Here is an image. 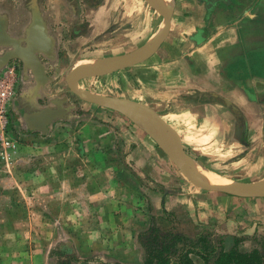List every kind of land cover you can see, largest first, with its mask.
Returning a JSON list of instances; mask_svg holds the SVG:
<instances>
[{
    "label": "crops",
    "instance_id": "crops-1",
    "mask_svg": "<svg viewBox=\"0 0 264 264\" xmlns=\"http://www.w3.org/2000/svg\"><path fill=\"white\" fill-rule=\"evenodd\" d=\"M110 1L0 0V32L25 45L33 23L32 5L37 4L52 40L49 53H37L50 77L43 86L21 60H12L21 67V81L11 102V124L14 118L24 119L44 136L52 134L59 120L65 128L58 129L69 134L64 149L51 143L55 154L48 157L46 172L24 173L17 177V190L0 193L27 196L36 199L35 204L37 198H49L45 207L20 208L49 212L41 225L49 226L51 235L41 239L42 248L23 247L19 258H31L25 264H59L63 258L70 264H144L140 235L155 217L164 219L168 213L214 231L224 240L225 251L239 245L237 238L264 236V196L240 197L193 184L168 155V140L150 117L91 103L77 94L81 105L87 106L75 113L77 105L69 103V96L58 98L47 92L48 82L54 80L48 69L60 57L61 46L78 51L98 45L100 50L101 40L92 38L112 35L117 30L116 26L111 32L113 23L123 26L121 10L117 22H112ZM158 1L172 9L170 29L159 48L145 60L98 76L141 68L154 78L153 90L162 97L131 100L153 108L177 133L193 162L231 182L264 183V0ZM141 2L161 21L144 43L128 53L146 48L165 23L164 15L148 0ZM74 3L85 7L78 11ZM133 24H126L124 30ZM2 49L7 48L0 46V54ZM92 77L96 76L79 79L78 87L112 95L82 85ZM45 109L61 114L47 120ZM44 124L45 130L36 129ZM37 143L22 147L19 142L18 153H24L21 162H29V151L36 152ZM54 147L65 154L57 156ZM33 164L39 166L38 160ZM213 166H232L240 172L229 178ZM70 239L66 249L75 255L67 257L68 251H58V245Z\"/></svg>",
    "mask_w": 264,
    "mask_h": 264
},
{
    "label": "rangeland",
    "instance_id": "rangeland-1",
    "mask_svg": "<svg viewBox=\"0 0 264 264\" xmlns=\"http://www.w3.org/2000/svg\"><path fill=\"white\" fill-rule=\"evenodd\" d=\"M113 2V4H112ZM110 1L109 6H111L110 13H112L113 18L112 22H117L120 15V11L122 12V16L125 17L123 20V26L121 27L120 23H113L112 30L117 26V30H115L112 35H107L105 37L95 36L96 38H92L95 40H101L100 43V50H98L97 46L95 45L87 49V50H72V51H65V46L60 47V57L56 60L55 63L51 64L48 69V74L52 75L54 80L48 82L47 84V92L52 93L54 96L60 98L64 97L65 95L70 97L69 103H75L77 106L74 110L75 113H80V107H86L87 104L81 105L82 100L76 96V94L72 93L71 89L67 84V77L70 73L77 71L83 67H85L84 60L89 58H103V57H112L116 55H120L123 53H128L127 51L130 48L139 46L144 43L148 36L153 33L159 26L160 18L151 13L149 9L142 8V2L139 0L138 2L135 0H112ZM122 3V5L120 4ZM14 3V2H13ZM13 3H9V6H12ZM137 3V4H136ZM136 4V6H135ZM74 6L78 9V11H82L83 6L82 4H75ZM147 15L149 16L147 18ZM84 18V16H81ZM134 19L137 21L134 22ZM134 22V24H133ZM133 24L134 27L130 30H124L126 24ZM108 31V30H107ZM106 31V32H107ZM107 32V34H111ZM64 49V50H62ZM1 51V50H0ZM3 52V49H2ZM19 61V59H15ZM136 68L131 70H125L116 74L112 75H102L89 78L82 82V85L85 87L92 88L95 91L112 94L114 96L119 97H126L130 99H137L141 100V102H146L147 98H161L162 96L158 95V91L153 90L155 85L152 84V76H146V72H143L140 68L139 71L135 70ZM142 71V72H140ZM121 73V74H120ZM137 76V80L135 79ZM147 77V78H146ZM150 84H146L147 82ZM47 100V99H46ZM173 110V107H172ZM177 110V108L175 109ZM14 117V116H13ZM171 118V117H170ZM14 118L12 121L13 123L10 124V128L16 133L17 137H20V141L22 143V147L31 144L33 145L36 141H38L37 146H34L33 149L36 152L29 151V162H21L22 154L24 153H17L14 162L9 166V168H4L0 170V193L2 191H12L18 189V180L17 177H21L24 173L27 174H35L36 172L42 173L47 171L48 166V157L55 151L51 148L52 142H57V146L59 148L64 149L66 144V136L64 135L62 129L65 128L60 123L61 121H57L54 130H52V134L44 135L46 133H42L41 131H33L25 122L24 119H17ZM171 120L175 123V119L171 118ZM75 125V123H73ZM71 127V126H69ZM47 128V126H46ZM46 132V131H45ZM167 152L168 155L172 158V160L177 164L175 155L173 153L172 147L170 142L167 141ZM57 156L64 155L65 152L62 153L61 149H57L54 147ZM23 150V149H22ZM38 156V158H37ZM38 160V165H34L33 162ZM45 160V163H44ZM216 160L213 161V163ZM224 165V164H223ZM215 166V165H214ZM213 166V167H214ZM144 167V166H143ZM216 168V167H214ZM228 168V169H226ZM221 174L225 176H229V178L234 177L237 172H240V169L234 170L232 166H223L221 168H216ZM245 168H243V171ZM235 178V177H234ZM39 183V182H38ZM37 183V184H38ZM33 185V184H32ZM19 198L21 199L19 202ZM38 203L35 204V200L30 197H18L17 194L12 196H2L0 195V264H25L29 263L31 258H19V253L23 249V247L27 248V251L41 247V242L43 238H48L51 235V229L49 226H42L41 224L43 219H47L49 216V212L43 210L41 212H23V209L20 208H28V207H45V205L49 202L47 197L37 198ZM20 203H24V206ZM49 223V222H48ZM46 225V222H45ZM186 231L188 234L192 232L188 231L190 229L189 221L185 224ZM196 231L202 230L196 228ZM219 238H222L219 236ZM243 239L239 242V250L251 252L254 249L261 248V235H254L251 239ZM72 244L71 239L67 243L65 240L61 245H58V251H68L66 248L70 247ZM259 247V248H258ZM67 257L71 255H75L70 250L65 253ZM64 256V255H63ZM194 260L196 259V263L204 264L202 260L197 258L194 254L192 255ZM25 261V262H24ZM70 264V259H60L59 264Z\"/></svg>",
    "mask_w": 264,
    "mask_h": 264
},
{
    "label": "water",
    "instance_id": "water-1",
    "mask_svg": "<svg viewBox=\"0 0 264 264\" xmlns=\"http://www.w3.org/2000/svg\"><path fill=\"white\" fill-rule=\"evenodd\" d=\"M148 1L165 17L164 26L155 37V39L146 48L135 51L133 53L113 57L114 60L110 61L105 67L88 68L86 67V65L85 67L72 72L71 74H69L67 79L69 88L72 92L79 95L81 99H84L88 102L95 103L104 107L114 108L122 112H131L139 116L145 115L150 117L170 142L180 170L193 184L204 189L220 190L225 193L240 197L264 196L263 182L211 183L204 180L199 175L197 169H195L193 165H191L193 160L184 151L177 133L150 106L128 98L92 93L78 87L77 83L81 78L88 76H98L127 67L131 64L145 60L146 58L154 54V52L159 48L170 29L172 9L165 7L158 0ZM32 7L33 23L29 27L27 37L24 40L25 45L22 44V40L12 38L5 32H0V46H6L7 48L5 52L0 54V69H2L10 61L19 59L24 63L25 69H30L34 74L36 81L43 86L45 82L50 79V77L46 74L45 67L38 58L37 53H49L48 48H50L49 44L52 43V40L47 36L44 23L38 11L37 4H33ZM42 113L46 116L47 120H53L55 117L61 114L60 110L50 109H45V111H42ZM37 127L36 129H46L45 124Z\"/></svg>",
    "mask_w": 264,
    "mask_h": 264
},
{
    "label": "trees",
    "instance_id": "trees-1",
    "mask_svg": "<svg viewBox=\"0 0 264 264\" xmlns=\"http://www.w3.org/2000/svg\"><path fill=\"white\" fill-rule=\"evenodd\" d=\"M153 221V225L140 235L146 252L144 264H197L193 254L206 264H264V236L260 249L247 252L235 245L225 251L224 240L217 238L214 231H196V225L188 219H179L175 213H168L164 219L155 217ZM187 221L190 223L188 231L193 235L184 231ZM240 240L237 238L236 242Z\"/></svg>",
    "mask_w": 264,
    "mask_h": 264
},
{
    "label": "built area",
    "instance_id": "built-area-1",
    "mask_svg": "<svg viewBox=\"0 0 264 264\" xmlns=\"http://www.w3.org/2000/svg\"><path fill=\"white\" fill-rule=\"evenodd\" d=\"M21 81V67L10 61L0 69V170L9 168L19 151L20 137L11 133V102Z\"/></svg>",
    "mask_w": 264,
    "mask_h": 264
},
{
    "label": "bare ground",
    "instance_id": "bare-ground-1",
    "mask_svg": "<svg viewBox=\"0 0 264 264\" xmlns=\"http://www.w3.org/2000/svg\"><path fill=\"white\" fill-rule=\"evenodd\" d=\"M164 4L169 3L170 0H160ZM164 23L162 24V27ZM114 60L113 57H103V58H89L84 60L83 63L87 65L88 68H101L105 67L110 61ZM144 126H148L147 122H143ZM149 127V126H148ZM150 128V127H149ZM152 130V127L150 128ZM191 165L199 172V175L206 181L211 183H231L229 179L222 178L215 172L203 167L198 162H192Z\"/></svg>",
    "mask_w": 264,
    "mask_h": 264
}]
</instances>
